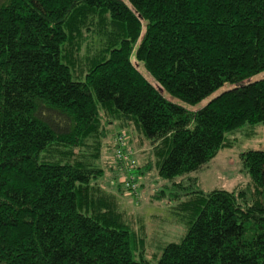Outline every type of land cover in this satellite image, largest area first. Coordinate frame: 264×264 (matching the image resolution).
<instances>
[{
    "label": "trees",
    "instance_id": "1",
    "mask_svg": "<svg viewBox=\"0 0 264 264\" xmlns=\"http://www.w3.org/2000/svg\"><path fill=\"white\" fill-rule=\"evenodd\" d=\"M261 71L264 0H0V264H152L124 188L99 183L117 134L185 175L153 196L187 227L155 264H264V150L241 153L250 180L231 191L190 175L264 124Z\"/></svg>",
    "mask_w": 264,
    "mask_h": 264
},
{
    "label": "rangeland",
    "instance_id": "2",
    "mask_svg": "<svg viewBox=\"0 0 264 264\" xmlns=\"http://www.w3.org/2000/svg\"><path fill=\"white\" fill-rule=\"evenodd\" d=\"M139 69L150 82L154 83L153 79L141 66ZM263 77L264 71H261L248 81L258 80ZM231 87L232 85L229 83L224 84L197 104L196 107L204 106L213 97ZM109 128L107 143L111 141L119 130L115 124H111ZM128 137L129 136H127V141L129 140ZM133 138L131 142L128 141L129 146L132 147L130 151L131 161H133L134 165L139 166L151 158L152 168L150 170H145L143 174H136L140 181V191L138 195H131V193L124 188V191L119 194V202L122 209L133 218V222H142L145 226L147 232L145 258L152 264H155V254L160 255L163 247L168 243L180 242L187 227L180 220L178 215L177 201H169L167 199L168 196L161 200L154 201L153 196L156 193L158 194L161 190L170 193L173 191L171 183L179 182L185 175L177 176L173 180L160 178L155 167L151 149L147 142L142 148L137 150L139 140L136 136ZM227 138L232 143L231 146L220 149L201 169L190 174L191 176L197 177L198 188L205 192L214 189L231 191L235 189L237 185L249 182L250 178L248 173L243 170L240 155L247 150H264V124H246L239 130L228 133ZM106 150L105 148L102 155L104 163H101L105 166V174L100 178L99 183L108 190H116L115 185L118 183L121 184L123 174L122 171H120L119 174H115L113 170H110L107 162L112 163L115 167L114 161H116V159L114 151ZM139 151L141 152L139 153ZM121 169L122 168L119 167V170Z\"/></svg>",
    "mask_w": 264,
    "mask_h": 264
},
{
    "label": "built area",
    "instance_id": "3",
    "mask_svg": "<svg viewBox=\"0 0 264 264\" xmlns=\"http://www.w3.org/2000/svg\"><path fill=\"white\" fill-rule=\"evenodd\" d=\"M127 138L124 134H117L114 138V156L117 162L120 163L123 170V177L121 184L126 191L137 196L139 193V184L136 180V174L134 172L135 166L130 159V150L126 149Z\"/></svg>",
    "mask_w": 264,
    "mask_h": 264
},
{
    "label": "crops",
    "instance_id": "4",
    "mask_svg": "<svg viewBox=\"0 0 264 264\" xmlns=\"http://www.w3.org/2000/svg\"><path fill=\"white\" fill-rule=\"evenodd\" d=\"M139 149H140V147H139V148L137 147V150H139ZM140 152H141V151H139V153H140Z\"/></svg>",
    "mask_w": 264,
    "mask_h": 264
}]
</instances>
